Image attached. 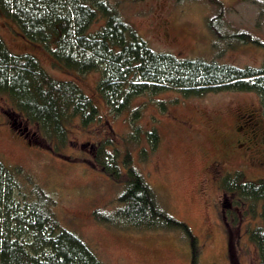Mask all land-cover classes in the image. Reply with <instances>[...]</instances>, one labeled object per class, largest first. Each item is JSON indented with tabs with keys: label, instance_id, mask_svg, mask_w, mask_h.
Masks as SVG:
<instances>
[{
	"label": "rangeland",
	"instance_id": "rangeland-1",
	"mask_svg": "<svg viewBox=\"0 0 264 264\" xmlns=\"http://www.w3.org/2000/svg\"><path fill=\"white\" fill-rule=\"evenodd\" d=\"M108 1L156 52L238 68L264 65L263 49L238 42L232 47L217 44L207 26L217 12L209 0ZM220 1L227 7L222 25L226 34L247 32L264 43L262 0ZM0 36L12 53L31 55L55 79L78 86L99 111L101 120L87 129L78 119L69 123L68 144L55 153L36 126L15 115L12 118L21 125L14 129L8 115L15 112L0 96V161L6 167H22L54 200L53 211L61 225L79 235L103 264H193L194 249L196 264H259L247 229L262 226V221L248 216L242 227L231 226L219 187L223 176L236 171L243 172L245 181L264 180V112L258 95L225 92L182 99L171 92L141 96L129 111L113 116L97 91L99 72L80 76L56 67L47 50L27 41L2 16ZM136 128L138 142L131 138ZM152 131L160 139L154 151L147 139ZM107 139L121 153L130 151L159 207L188 226L198 241L195 248L178 232L122 230L96 220L95 213L113 215L122 206L118 199L123 186L92 160V146Z\"/></svg>",
	"mask_w": 264,
	"mask_h": 264
},
{
	"label": "trees",
	"instance_id": "trees-1",
	"mask_svg": "<svg viewBox=\"0 0 264 264\" xmlns=\"http://www.w3.org/2000/svg\"><path fill=\"white\" fill-rule=\"evenodd\" d=\"M209 1L217 12L207 26L218 45L232 47L238 42L264 50V43L247 32L226 34L222 25L227 7L220 0ZM0 16L27 41L47 50L56 67L80 76L99 72L97 91L113 116L129 111L141 96L171 92L182 99L255 93L264 112V65L238 68L156 52L108 0H0ZM0 96L15 112L8 115L14 129L21 123L13 115L36 126L55 153L68 144L69 123L78 119L87 129L101 120L97 107L78 86L52 77L35 57L12 53L1 36ZM139 132L136 128L132 141H139ZM147 139L154 151L160 141L157 132L147 133ZM92 150L94 165L124 188L118 199L122 206L113 215L95 213L97 221L122 230L178 232L190 239L193 248L197 246L188 226L159 207L129 150L121 153L111 139ZM142 156L147 158L145 152ZM219 187L231 226L242 227L248 216L262 221V226L248 227L247 235L258 251L259 264H264V180L245 181L243 172L236 171L223 176ZM54 206L22 167H6L0 161V264H103L79 235L61 225ZM193 257L196 264L195 249Z\"/></svg>",
	"mask_w": 264,
	"mask_h": 264
}]
</instances>
